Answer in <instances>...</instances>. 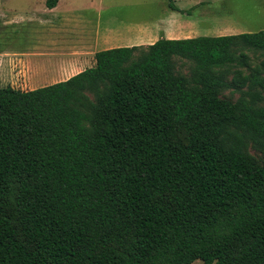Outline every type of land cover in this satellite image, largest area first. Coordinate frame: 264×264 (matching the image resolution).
<instances>
[{"label": "trees", "instance_id": "1", "mask_svg": "<svg viewBox=\"0 0 264 264\" xmlns=\"http://www.w3.org/2000/svg\"><path fill=\"white\" fill-rule=\"evenodd\" d=\"M142 46L0 86V264H264V59L218 95L264 29Z\"/></svg>", "mask_w": 264, "mask_h": 264}, {"label": "crops", "instance_id": "2", "mask_svg": "<svg viewBox=\"0 0 264 264\" xmlns=\"http://www.w3.org/2000/svg\"><path fill=\"white\" fill-rule=\"evenodd\" d=\"M104 1L56 0L50 7L47 0H0V86L30 90L62 81L91 67L95 52L131 46L154 35L179 39L245 32L241 25L230 21L220 27L199 29L200 21L210 25L208 14L213 13L209 8L213 0H164L167 9L162 8L157 19L137 22L129 28V37L119 32L106 34L105 21L100 23L107 9ZM19 32L32 40L25 46L13 47ZM40 35L44 38L40 39ZM33 61L36 63H30Z\"/></svg>", "mask_w": 264, "mask_h": 264}, {"label": "rangeland", "instance_id": "3", "mask_svg": "<svg viewBox=\"0 0 264 264\" xmlns=\"http://www.w3.org/2000/svg\"><path fill=\"white\" fill-rule=\"evenodd\" d=\"M153 1L154 0H105L104 2L105 5H107V9L100 16L101 25L103 24V21H105L106 25H104L107 27V29L104 30V33L116 34L119 32L122 36L129 37L132 34L129 28H133V25L137 22L157 19L158 15L162 12V8L167 9L168 6L164 0H158V3H154ZM211 4L212 5L209 8L213 13L208 14L211 21L210 25L208 23H204L203 21H198L199 23L196 21L199 29H212L217 26L220 27L219 25H222L223 23L226 24L228 21H230V23L241 25L245 32H253L264 29V0H213ZM202 7L203 5L197 9ZM214 11H216V13H214ZM108 15L110 16L109 23H107ZM206 35L210 36L213 35V33ZM160 36L162 35H154V37H151L148 41L138 42L134 45H147L149 44V41H154L156 37ZM43 38L44 35H40V39ZM30 40H32L31 36L25 37L22 32H19L12 42V46L22 47L29 44ZM140 51L141 48H139L135 54H139ZM234 51L236 54H239L240 51L244 53L246 57V64H235L227 69L228 73L225 76V81H227L230 85L220 89L218 91V95L219 97L230 101H235L248 89L247 85L239 86L237 83L232 82V77L235 75L234 72L240 71L242 75H247L250 73V68L260 65L261 61L264 59V56H262L260 52L245 46H237L234 48ZM173 60L174 72L190 78L192 62L180 57H174ZM30 63L36 62L33 61ZM262 75H264V72H262ZM247 151L259 163L262 162L263 157L259 150L249 144ZM190 264L204 263L202 260L196 259Z\"/></svg>", "mask_w": 264, "mask_h": 264}]
</instances>
